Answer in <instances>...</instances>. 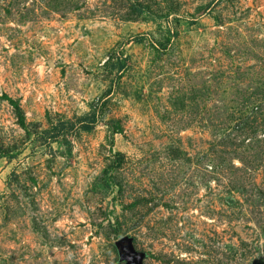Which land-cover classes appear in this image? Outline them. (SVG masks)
I'll return each instance as SVG.
<instances>
[{
    "label": "rangeland",
    "instance_id": "1",
    "mask_svg": "<svg viewBox=\"0 0 264 264\" xmlns=\"http://www.w3.org/2000/svg\"><path fill=\"white\" fill-rule=\"evenodd\" d=\"M0 264H264V0H0Z\"/></svg>",
    "mask_w": 264,
    "mask_h": 264
},
{
    "label": "trees",
    "instance_id": "2",
    "mask_svg": "<svg viewBox=\"0 0 264 264\" xmlns=\"http://www.w3.org/2000/svg\"><path fill=\"white\" fill-rule=\"evenodd\" d=\"M95 111L90 113L88 116L78 118L77 124L69 122H58L52 127L49 132H45L49 140H56L64 134H69L73 130L89 131L96 122Z\"/></svg>",
    "mask_w": 264,
    "mask_h": 264
},
{
    "label": "water",
    "instance_id": "3",
    "mask_svg": "<svg viewBox=\"0 0 264 264\" xmlns=\"http://www.w3.org/2000/svg\"><path fill=\"white\" fill-rule=\"evenodd\" d=\"M117 244L120 248V252H121L122 256H124L126 258V260L128 262H130L133 259V253H131V251H130L128 240L121 239L118 241Z\"/></svg>",
    "mask_w": 264,
    "mask_h": 264
}]
</instances>
